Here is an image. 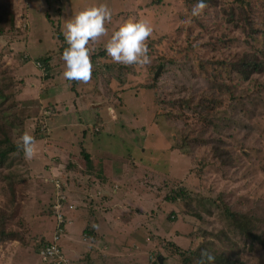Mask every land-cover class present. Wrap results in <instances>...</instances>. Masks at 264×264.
<instances>
[{"label":"rangeland","instance_id":"1","mask_svg":"<svg viewBox=\"0 0 264 264\" xmlns=\"http://www.w3.org/2000/svg\"><path fill=\"white\" fill-rule=\"evenodd\" d=\"M6 1L13 4L16 27L25 31L18 34L4 27L0 36V92L7 99L0 98V110L4 108L15 124L22 121L23 131H38L41 139L34 145V156L18 162L26 169L13 192H3L5 183L0 182V211L5 231L12 234L0 241V264H41L37 251L44 241H53L58 223V218H51V209L60 208L64 199L74 210L67 212L71 222L58 247L72 264H180L182 252L205 244L213 257L264 264L259 241L215 237L227 230L221 218L226 209L254 218L257 229H264V88H259L264 86V74L243 81L238 74L223 72L230 69L227 64L252 56L248 44L261 48L264 0H247V5L205 0L209 4L197 16L191 12L197 0H57L59 5L55 0ZM100 4L112 16L105 24L106 33L88 44L96 74L82 91L95 99L86 100L90 109L64 113L75 107L65 101L70 85L62 79L61 52L67 44L60 37L56 44L52 38L63 32L71 16ZM229 17L233 25L227 23ZM137 19L153 29L145 43L152 40L155 49L164 45L176 61L164 76L162 67L155 70L153 59L143 66L107 59L104 45L113 31ZM249 27L256 43L250 39ZM12 36L27 40L19 45L22 39L14 43ZM162 36L171 45L160 44ZM45 54L52 56L55 69L48 74L33 63ZM20 56L31 61L25 64ZM117 75L122 76L120 81ZM215 78L229 84L234 93L233 97L226 91L219 94L221 107L208 118L216 127L200 121L193 107L169 105L172 100L190 99L192 106L216 93L207 80ZM50 104H55L57 115L50 117ZM169 113L175 122L167 119ZM96 118L101 120L98 126ZM188 132L206 142L227 143L225 163L213 157L211 145H184L182 137ZM82 144L92 156V166H107L92 171L91 178L66 170L70 164L84 168ZM100 181L104 188L97 184ZM60 183L65 193L57 190ZM180 184L190 197L168 202L180 191ZM199 199L204 208L193 218L189 208ZM88 233L102 240L94 244Z\"/></svg>","mask_w":264,"mask_h":264},{"label":"trees","instance_id":"2","mask_svg":"<svg viewBox=\"0 0 264 264\" xmlns=\"http://www.w3.org/2000/svg\"><path fill=\"white\" fill-rule=\"evenodd\" d=\"M10 1V0H9ZM238 1L241 5H247L248 1L247 0H236ZM8 1L6 0H2L0 1V36H3L2 33L4 32V27H7V29H9L10 31H12L13 33L16 32L18 34L23 33L25 30H22L20 27L17 28L15 25V15L13 10L10 8L12 7V3H7ZM55 2L59 5V3L57 2V0H55ZM205 2V0H204ZM209 4V2H205V5ZM208 6V5H207ZM68 6L64 5V8H67ZM65 15V12H64ZM231 15V14H230ZM232 16V15H231ZM29 17V16H28ZM30 18V17H29ZM68 20V18H66ZM29 20V19H28ZM27 20V21H28ZM227 23L230 25L232 24V19L229 17L227 19ZM58 27V25H57ZM59 28V27H58ZM25 29V28H23ZM248 32L250 35V39L251 41L254 43H256V40H254L252 34H253V30L252 28H248ZM11 34V33H9ZM55 34V33H54ZM59 36L54 35V37H56L54 39V37L52 38V41L55 42L56 44L59 43L57 37H60L62 44L64 45L65 40H64V35L63 32H58ZM19 36V35H18ZM18 36H12L15 40L13 41L14 43H17L16 40H19ZM167 37V36H166ZM165 37H161L160 38V44H166L167 42L171 45V41H169L167 39L166 42H164ZM22 40H19V45H22L25 43V41L27 40L25 37L21 38ZM166 39V38H165ZM230 41H232L231 39H228ZM152 40H148V43L146 44L148 47V56L150 59H153V65L155 68V70L158 67H162V74L161 75H165L168 73V71H166L168 68L170 67H174L176 65V61L174 60V58H172L170 56V52L168 50H166L163 46L161 45L160 49H155V46L153 45V43L151 44ZM61 44V46H63ZM248 44V43H247ZM248 46L250 48L253 49V54L252 56L249 57H245L244 59L241 60V62L239 63H235V64H227V66L230 69L224 68L223 72L224 73H229V71H231L234 74H238L241 79L243 81H247V80H251V78L255 75L258 74H264V41L261 43V48H257L255 47L252 43L248 44ZM102 53H100L98 55L101 56ZM155 55V56H153ZM22 56V55H21ZM19 61L23 62V63H28L31 60L28 57H23L21 58ZM52 56H50L49 54H45L41 57H38L36 59L33 60V63L35 66H37L39 70H42L43 72H45V74L50 73L51 70H55L53 68V66L51 65L52 63ZM154 57V58H153ZM107 59L110 60V57L107 56ZM95 60V56L91 57V62L93 63ZM148 65V64H147ZM139 66H143V65H139ZM65 70V68L63 69V71ZM96 74V69H93L92 71V75ZM219 75V74H218ZM63 75H62V79H63ZM117 80L120 81V79L122 78V76H118L117 75ZM155 78V77H154ZM154 78H152L154 80ZM160 78V77H159ZM209 80V86L211 84V87L216 89V93H212L209 94V96H206L203 99L198 100L199 102L192 104V106H190V99L185 100V101H171L168 102L169 105H180V108L182 109H189L190 107H193V111L197 110V112L195 113V115L198 116L200 121L206 122V124H208L209 126L212 127H216L214 125L213 122H210V120H208V118L211 116V114L216 111L218 108L221 107V101L219 99V94H221L222 92L226 91V93L229 95V97H233L234 93L231 90V87L229 84H227L225 81L220 80V78H215L214 81H210L211 79H207ZM206 80V81H207ZM65 82H69L70 87L67 90V95L66 98L69 97L67 100H65L66 102H70L72 104H74L73 106L75 107H70L69 109L62 108V112L63 110H65L66 112L64 113H80V111H83L84 108L90 109L89 105H88V101L86 100H93L95 98H91V96H93L92 94L88 93V92H82L86 89V87H88V85L90 84V80L87 83H83V82H79V81H67L64 79ZM155 81V80H154ZM78 86V87H77ZM259 86V85H257ZM258 88V87H257ZM260 89H263L264 86L260 85L259 86ZM83 89V90H82ZM81 90V91H80ZM1 92H0V98L3 100V102H6V97L1 96ZM70 95V96H69ZM79 98H83L82 100H78ZM50 109H49V115L50 117L53 115H57L58 114V110L56 111V106L55 104H50ZM7 109H10L9 106H7ZM99 108L96 107L95 111H97ZM6 110L3 108L0 110V182L1 183H5V187L2 188V191L5 193H12L13 192V186L16 183H20L19 180V176L21 175L22 171L25 170V166L23 165H18V162H23V152H22V148L20 147V140L19 137L23 134V133H28L26 130L23 131L22 129V121H18L17 124H15L14 120L10 118V115H8L7 113H5ZM61 112V111H60ZM167 119L170 122H175L172 118H173V114L169 113L167 116ZM100 119L96 118V126L99 125L100 123ZM87 128H91V127H87ZM36 131V130H35ZM32 132L31 136H33L35 138V141L38 142L41 139V135L40 134H36L38 133ZM98 133V132H97ZM83 137H81V140H84L85 134H82ZM182 141L185 144H190L193 143L197 146H208L211 145V151H212V155L213 157H215L216 159L220 160L222 163H225V161L228 158L229 152H228V145L225 142H220V141H211V142H206L208 140L202 138L199 134H192L191 132H188L186 134L183 135L182 137ZM84 144H82L80 146V148L83 146ZM79 151L81 152V158H82V162L84 164V168L81 169L80 167H78L76 164H70L69 166L66 167L67 171H72L75 172L76 174H80L83 175L85 177L91 178V173L92 171H99L100 169L95 168L94 166H92V156L89 152H87V150L84 148L79 149ZM151 152V151H149ZM129 158V157H128ZM224 159V160H222ZM16 163V164H15ZM17 165V166H15ZM131 166V165H130ZM99 174V172H98ZM43 178V175L40 176ZM58 180L55 181H51L53 182L52 185L55 186L56 182ZM94 182V179H92V182ZM97 184L99 186L103 187V183L97 182ZM180 188L184 187L183 185H179ZM104 188V187H103ZM59 189L60 193H65L66 191L64 190L65 187L62 183L59 184L57 190ZM187 190V188H181L180 191L175 194L174 198H170V200H168V202L174 204L176 201L180 199L181 201H183L184 199L190 197L189 196V192L186 193L185 191ZM99 192H103L104 190L102 188L98 189ZM168 199V198H166ZM74 206H71L69 199L66 201L65 199L63 200L60 208L58 210L56 209H51L52 211V215L51 218H57L58 214L62 215L63 218V222L62 223H56V225H54L53 227V235L58 237V240L60 241L62 239V237L65 236V234L67 233V229H68V225L70 224V216L68 218L67 212L68 210H72ZM201 208V209H200ZM204 208V201L199 199L198 201H195V205L191 208H189V210H191L192 212V217L193 218H197L198 215H200L201 211H203ZM74 210V209H73ZM73 213V214H72ZM2 214V215H1ZM209 214V213H208ZM71 216H73V218H76V222L78 219L77 214H75V212H71ZM189 216V215H188ZM222 220L224 221L225 227H226V231L224 232H219L218 234L215 235V237L217 239H220L221 237L223 238H228L230 237V241L234 242L236 239H243V240H247L250 241V244L254 243V242H258L262 245V247L264 246V229L263 230H259L257 229L256 223L257 221H255L254 218H247L245 215H239L237 213H233V212H229V210H225V212H223L222 215ZM12 235L11 232H6L5 231V219L3 217V213L0 211V241H5L8 240L9 236ZM88 238L91 241H95L94 244H98L102 238L100 237V235H98L97 237L95 236H91V233L87 234ZM262 238V239H261ZM58 241V242H59ZM227 242H229V240H226ZM173 243V242H170ZM51 245V242L49 241H44L43 244L40 246V249L37 251V255L39 258H42V256L45 254V249ZM233 245H236L237 243H234ZM162 247V251H165L167 249V244L166 247L165 245H161ZM206 247H210L207 246L206 244L203 247L200 248H196L195 250L193 249H189L186 250V254H183L182 252V256H184L182 262L180 264H201V252H207V248ZM61 251V255H62V249L59 248ZM178 252L179 255H181V252L176 250ZM234 249L231 253H234ZM63 256V255H62ZM64 257V256H63ZM46 262H41V264H55L56 260H57V256H53V257H46ZM65 258V257H64ZM69 264H72L71 260H68ZM241 263V261L236 257V258H231V257H223L221 259L220 256H216L214 257V261L213 264H239ZM153 264H157L156 261L153 262ZM204 264H207V261L205 259Z\"/></svg>","mask_w":264,"mask_h":264},{"label":"clouds","instance_id":"3","mask_svg":"<svg viewBox=\"0 0 264 264\" xmlns=\"http://www.w3.org/2000/svg\"><path fill=\"white\" fill-rule=\"evenodd\" d=\"M205 7L204 0H197L191 10L192 15H200ZM111 16V10L105 4H100L77 12L64 25L63 35L67 47L61 52V59L65 65V80L83 83L90 80L93 65L88 44L106 33L105 24L111 20ZM152 32L151 25L144 20H127L113 31L104 45V51L113 63L125 66L147 65L150 58L145 41L151 37ZM107 111L112 115L114 109L109 106ZM19 140L24 158L31 159L34 156L35 138L25 132ZM201 257V264H204L205 259L207 264H213L214 257L211 254L202 251Z\"/></svg>","mask_w":264,"mask_h":264},{"label":"built area","instance_id":"4","mask_svg":"<svg viewBox=\"0 0 264 264\" xmlns=\"http://www.w3.org/2000/svg\"><path fill=\"white\" fill-rule=\"evenodd\" d=\"M56 210H58L59 208H55ZM58 223H62L63 222V218L62 215L58 214ZM58 237L54 236L53 241L51 242V245L48 246L45 249V254L42 256L41 260L42 262H46V257H53V256H57V260L55 264H69V261L67 259H65L62 255H61V251L58 247Z\"/></svg>","mask_w":264,"mask_h":264},{"label":"crops","instance_id":"5","mask_svg":"<svg viewBox=\"0 0 264 264\" xmlns=\"http://www.w3.org/2000/svg\"><path fill=\"white\" fill-rule=\"evenodd\" d=\"M98 163V162H97ZM95 168H99V169H102V170H105V168L107 167L106 164L105 166H102L101 164H96V166H94ZM73 221H76V218L74 217L73 218ZM106 222V220H104ZM74 253V252H73Z\"/></svg>","mask_w":264,"mask_h":264}]
</instances>
